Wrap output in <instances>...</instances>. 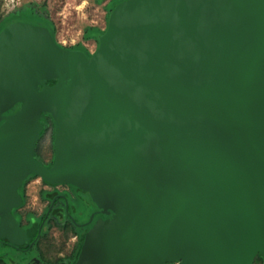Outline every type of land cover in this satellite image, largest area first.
<instances>
[{
  "label": "water",
  "instance_id": "95a60500",
  "mask_svg": "<svg viewBox=\"0 0 264 264\" xmlns=\"http://www.w3.org/2000/svg\"><path fill=\"white\" fill-rule=\"evenodd\" d=\"M58 73L63 85L47 82ZM42 112L56 124L50 166L33 154ZM0 140L2 201L35 172L89 189L116 218L115 238L93 248L86 235L75 264H254L264 248V0H123L92 55L72 56L46 25L10 21Z\"/></svg>",
  "mask_w": 264,
  "mask_h": 264
},
{
  "label": "rangeland",
  "instance_id": "374dc122",
  "mask_svg": "<svg viewBox=\"0 0 264 264\" xmlns=\"http://www.w3.org/2000/svg\"><path fill=\"white\" fill-rule=\"evenodd\" d=\"M121 1L123 0H0V29L10 21L18 19L46 25L53 30L55 42L72 56H75L77 51L92 55L100 45V36L107 29L113 9ZM67 79V75L62 73H58L52 78V80L56 81L54 85H63V82ZM83 80H86V77L81 79V81ZM28 122L30 121L28 120ZM31 126L33 127L34 125ZM55 132L56 124L50 121L47 132L40 137L38 143V153L47 160H51L54 154L55 146L52 144V139ZM6 141V138L2 140L5 144L7 143ZM112 180L107 185L105 195L109 199H113V188L117 185V180L113 182ZM16 191L18 190L16 189ZM56 191L67 192L72 199H75L70 185L63 182H50L44 179L42 175L31 172L25 183L22 199L16 201V197L15 199L11 197L7 199L6 203L14 205L18 202L17 207L18 210L22 211L23 223L27 222V220L29 221L32 216L39 220L45 213L47 205ZM1 192L3 193V191ZM5 193L8 192L6 191ZM7 196L9 197V195ZM3 203L4 201L0 199V204ZM96 203L100 205L104 203V199L100 197ZM109 206L113 207L112 204L105 207ZM118 224L116 218L110 214L98 215L94 222L84 229L78 245H83L87 235L89 242L93 244V248L103 246L115 238ZM54 225L52 223L51 227H54ZM106 226L107 228L105 229ZM59 227L56 228L60 230ZM52 230L55 229L53 228ZM27 236L28 234H25L24 237L27 238ZM77 242V239L74 238L68 244L67 239L65 240L61 235L59 246L60 248L66 247V250L70 251L74 245H77ZM7 249L0 247V256L5 254L8 251ZM263 251V249L258 251L256 257L264 254ZM162 264H179V260H169ZM262 264H264V258Z\"/></svg>",
  "mask_w": 264,
  "mask_h": 264
},
{
  "label": "flooded vegetation",
  "instance_id": "af4514ba",
  "mask_svg": "<svg viewBox=\"0 0 264 264\" xmlns=\"http://www.w3.org/2000/svg\"><path fill=\"white\" fill-rule=\"evenodd\" d=\"M47 82L56 83L54 80ZM22 105L23 102H18L8 113L15 112ZM39 121L44 127L35 142L33 154L39 162L50 166L55 159V147L51 160L43 158L37 148L40 137L48 130V123L55 122V119L52 114L42 112ZM52 144L55 146V134ZM16 177L17 175L8 181L10 186ZM28 177L29 174L24 176L17 185L16 201L24 196V187ZM63 183L70 185L75 199H72L67 192L56 191L39 220L32 216L29 221L23 223L22 211L17 207L18 202L14 205L6 202L0 204V247L8 248V251L0 256V264H28L33 257H38L44 264H75L81 246L78 244H80L84 229L88 228L102 213L98 212L100 208L93 200L89 189L72 182ZM93 215L94 219L91 223ZM52 223L55 224L54 227H51ZM53 228L55 230H52ZM60 233L65 240L67 239L68 244L76 238L77 245H74L70 251L66 250V247L60 248ZM25 234H28L27 238L24 237Z\"/></svg>",
  "mask_w": 264,
  "mask_h": 264
},
{
  "label": "trees",
  "instance_id": "16d2710c",
  "mask_svg": "<svg viewBox=\"0 0 264 264\" xmlns=\"http://www.w3.org/2000/svg\"><path fill=\"white\" fill-rule=\"evenodd\" d=\"M53 31V30H52ZM54 33V32H53ZM264 250V248H263ZM264 252V251H263ZM264 258V254L258 255L255 259V264H262Z\"/></svg>",
  "mask_w": 264,
  "mask_h": 264
}]
</instances>
